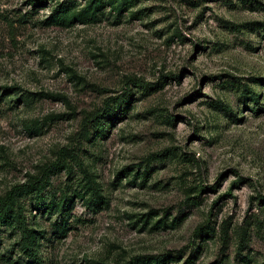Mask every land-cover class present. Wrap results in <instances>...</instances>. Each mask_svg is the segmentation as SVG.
Masks as SVG:
<instances>
[{"label":"rangeland","instance_id":"rangeland-1","mask_svg":"<svg viewBox=\"0 0 264 264\" xmlns=\"http://www.w3.org/2000/svg\"><path fill=\"white\" fill-rule=\"evenodd\" d=\"M19 183L0 264H264V0H0Z\"/></svg>","mask_w":264,"mask_h":264},{"label":"trees","instance_id":"trees-1","mask_svg":"<svg viewBox=\"0 0 264 264\" xmlns=\"http://www.w3.org/2000/svg\"><path fill=\"white\" fill-rule=\"evenodd\" d=\"M57 11V8L55 9ZM54 10V11H55ZM129 84H133L142 88H146L149 86H152V82L149 81H144L140 78L137 77H129L126 82L125 85L123 87V90L116 94V95H110L107 96L104 100L101 106H98L97 108H95L91 115L92 118H98L100 116H103L104 114H106L107 112H109L111 110L112 104L115 101H118L119 99L123 98L124 95L128 94L129 91L131 90ZM29 183H19V184H15L13 185L7 192L5 195L0 196V206L2 207H7V206H12V202L14 201L15 197L22 191H24L27 187H29ZM261 200L264 201V195H260ZM89 205H91L92 207L97 205V201L96 203L94 202V199H92V203H89ZM198 227H196V229H198ZM19 229L21 232V239H22V245L24 250L33 255L36 256V251L31 243V237H30V232L29 229L26 227V224L23 220L20 221L19 223Z\"/></svg>","mask_w":264,"mask_h":264}]
</instances>
